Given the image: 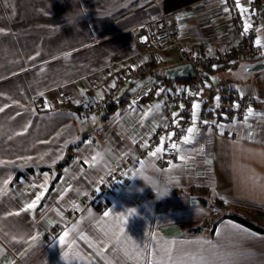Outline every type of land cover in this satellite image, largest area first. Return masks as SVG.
<instances>
[{"label": "crops", "instance_id": "crops-1", "mask_svg": "<svg viewBox=\"0 0 264 264\" xmlns=\"http://www.w3.org/2000/svg\"><path fill=\"white\" fill-rule=\"evenodd\" d=\"M237 1L264 42V0ZM226 2L0 0V264H264V232L229 216L213 233L191 231L211 210L195 185L209 200L264 218V100L241 120L225 110L210 124L195 121L179 137L177 157L148 150L104 207L89 203L108 172L156 129L178 122L177 109L165 114L163 94L142 98L161 72L183 63L174 44L155 59L139 40L142 23L165 14L174 40L211 56L241 36ZM149 61L155 69L103 102L119 70ZM240 63L194 67L221 74L218 83L208 74L213 88L264 95V70L245 76ZM213 97L207 89L201 101ZM111 104L117 108L107 114ZM105 147L107 169L85 163ZM146 168L171 175L168 197L156 200L141 179L132 180Z\"/></svg>", "mask_w": 264, "mask_h": 264}, {"label": "built area", "instance_id": "built-area-1", "mask_svg": "<svg viewBox=\"0 0 264 264\" xmlns=\"http://www.w3.org/2000/svg\"><path fill=\"white\" fill-rule=\"evenodd\" d=\"M227 11L231 22L241 30L238 41L228 50L219 51L214 55L198 53L187 44L174 40L168 16L165 14L153 18L152 21L142 23V31L139 35L141 43L154 51L155 59L160 58V52L174 44L180 53L183 63L193 66L196 63L212 64L216 66L225 62L241 61L252 62L264 56V42L257 39L254 23L240 10L237 0H227ZM195 68V67H194ZM155 69V63L146 62L119 70L114 78L111 88L106 96H114L128 81H133L143 73ZM114 85V86H113ZM209 89L214 94L212 101L207 105L201 101V95ZM154 95L163 94L165 97L163 110L168 116L172 109L178 110L177 124L175 126H163L156 129L145 142L139 152L131 155L115 170L106 174L102 185L95 193L90 194L91 201L99 207L107 204L119 185L130 177L135 163L143 153L148 150H156L163 147L169 159L179 155V149L172 144L179 140L195 121L201 120L204 124H210L217 119L219 111L229 110L235 119H243L264 95L248 93L236 88H228L217 84L214 88L210 79L202 78L195 69V77L190 81L170 80L157 76L150 89ZM84 200V204H89Z\"/></svg>", "mask_w": 264, "mask_h": 264}, {"label": "trees", "instance_id": "trees-1", "mask_svg": "<svg viewBox=\"0 0 264 264\" xmlns=\"http://www.w3.org/2000/svg\"><path fill=\"white\" fill-rule=\"evenodd\" d=\"M246 63H248V62L240 63V66H241V68L243 70H244V65ZM203 68L206 69V72H202V71H200V73L198 72V74L202 78H206L207 76H209L208 74L214 70L209 65H205ZM159 75H160V77H164L165 79H167L164 76L163 72H161ZM246 75L248 76L249 74H246V72H245V76ZM190 80L191 79H183V81H190ZM226 80H228V79H225L222 82H224ZM229 80H240V79H239V77H234V78H229ZM168 81H170V80H168ZM225 87H228V85H226ZM149 95H151L150 91H149V93H147L145 95H142V98L148 97ZM112 97L113 96H110V95L106 96L104 98L103 102H106L109 105L110 102H111ZM116 108H117L116 105L111 104L108 107V109H107V114L112 113ZM83 138H84V135H82L79 138L78 141H76L75 143L71 144L70 146H78L79 144H81ZM71 157H72V155L69 154L65 158V160L60 161L55 166L57 168L58 167H60V168L63 167L65 164H67V162H69L71 160ZM42 168L46 169V170L52 169V167H50V166L42 167ZM58 174H60L59 171H58ZM193 189L198 191L197 193H198V196H199V201L201 203H203V204H210L211 210H210V214L206 218H204L197 226H194L191 229L192 232H201L205 227H208L210 229V232L213 233L215 228H216V226H217V224H218V222H219V220L222 217H225V216H229L232 219H234V220H236V221H238L240 223H243V224H245V225H247V226H249V227H251V228H253V229L257 230V231L264 232V224L262 222H258L257 220H255L256 218H253L252 216L250 217L248 214L239 212L238 210L231 209L229 206H227V205H225L223 203L222 199L215 198L213 200H209L208 197L205 195V193H206V189L205 188H201L198 185H195L193 187ZM200 192H202V193H200ZM90 194H92V193H90ZM253 220H255L257 222H255Z\"/></svg>", "mask_w": 264, "mask_h": 264}, {"label": "clouds", "instance_id": "clouds-1", "mask_svg": "<svg viewBox=\"0 0 264 264\" xmlns=\"http://www.w3.org/2000/svg\"><path fill=\"white\" fill-rule=\"evenodd\" d=\"M110 155V148H95L91 154L85 155V160L87 162L90 161L98 169L104 170L109 167L108 157ZM134 179H141L146 187H150L156 200L168 197L173 189L171 175L167 172H160L155 168H146L132 177V180Z\"/></svg>", "mask_w": 264, "mask_h": 264}, {"label": "water", "instance_id": "water-1", "mask_svg": "<svg viewBox=\"0 0 264 264\" xmlns=\"http://www.w3.org/2000/svg\"><path fill=\"white\" fill-rule=\"evenodd\" d=\"M264 70V56L244 65L247 74H253ZM164 76L169 80L193 79L195 68L190 63H179L165 69Z\"/></svg>", "mask_w": 264, "mask_h": 264}, {"label": "snow or ice", "instance_id": "snow-or-ice-1", "mask_svg": "<svg viewBox=\"0 0 264 264\" xmlns=\"http://www.w3.org/2000/svg\"><path fill=\"white\" fill-rule=\"evenodd\" d=\"M113 86H114V85H113ZM0 111H2V109H0ZM187 131H188L189 133H192V132H193V129H192V128H189ZM184 139H185V142H187V140L189 139V137H185ZM172 147H173V148H177V145H176L175 143H173V144H172ZM162 151H164V149H163L162 147H159V148H157L155 151L151 152L150 154H151L152 156L155 157V156H157L158 153H160V152H162ZM85 163H87V161H85ZM89 166H90V167H94L93 164H90ZM141 168H143V165H141ZM168 171H171V169H168ZM37 199H39V196L37 197ZM28 207H29V208H33V207H35V203L28 205ZM130 214H131V213H130ZM105 215H107V213H105Z\"/></svg>", "mask_w": 264, "mask_h": 264}, {"label": "rangeland", "instance_id": "rangeland-1", "mask_svg": "<svg viewBox=\"0 0 264 264\" xmlns=\"http://www.w3.org/2000/svg\"><path fill=\"white\" fill-rule=\"evenodd\" d=\"M48 35H50V33H48ZM227 76H229V75H227ZM220 78H223V77H221V74H219L218 71L211 72L210 79H211L212 82H214V83H218L217 81H218ZM223 80H224V79H221V82H222ZM233 84H234V83H233ZM255 220H257L258 222H260L259 219H257V218H256ZM255 220H253V221H255ZM260 220H261V222L264 224V218H263V219H260ZM257 221H255V222H257Z\"/></svg>", "mask_w": 264, "mask_h": 264}]
</instances>
